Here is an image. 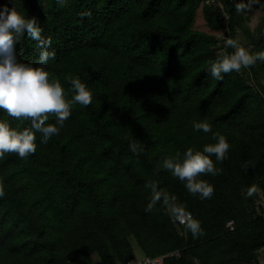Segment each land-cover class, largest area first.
Segmentation results:
<instances>
[{
    "label": "trees",
    "instance_id": "16d2710c",
    "mask_svg": "<svg viewBox=\"0 0 264 264\" xmlns=\"http://www.w3.org/2000/svg\"><path fill=\"white\" fill-rule=\"evenodd\" d=\"M202 1L14 0L52 41L56 58L43 65L50 79L70 100L65 77H79L92 102L73 104L47 144L37 133L27 159H0V264H131L133 242L141 258L165 256L163 264H261L264 61L222 80L209 69L224 46L220 33L241 36L252 54L264 51V0L251 6L263 11L253 28L250 11H236L240 0H221L226 20L220 7ZM4 4L11 8L13 0ZM199 8L211 32L194 27ZM16 51L19 61L37 65L36 42L25 36ZM0 119L30 127L3 110ZM194 121H207L230 145L222 162L211 157L222 172L201 177L214 186L204 200L162 167L170 155L215 143ZM130 142L142 149L138 162ZM150 180L177 196L202 236L174 224L159 204L144 210ZM253 185L258 193L246 197Z\"/></svg>",
    "mask_w": 264,
    "mask_h": 264
},
{
    "label": "clouds",
    "instance_id": "9594fccd",
    "mask_svg": "<svg viewBox=\"0 0 264 264\" xmlns=\"http://www.w3.org/2000/svg\"><path fill=\"white\" fill-rule=\"evenodd\" d=\"M58 3L63 5L65 0H58ZM253 4H259V0H240L236 3V11H250ZM25 36L36 42L39 50L37 65L18 60L17 45ZM51 45V39L42 35L36 17L25 16L18 11L14 0L11 8L7 4L0 7V110L13 120L30 121V127H13L8 120L0 119V159L5 154L27 159L37 150V133L41 135L40 143L47 144L60 133L71 115L73 104L87 107L92 102V92L79 77H65L71 85L70 100L61 82L50 79L43 65L56 58L55 51L50 50ZM229 48L233 49L230 53L227 51ZM257 60L264 61V51L252 54L238 39L229 36L224 40L223 49L217 52L215 61L211 62L209 72L214 79L222 80L224 74L249 69ZM50 117H54L55 122H49ZM192 124L195 131L212 133L215 143L206 144L202 151L189 147L182 157L179 152L175 156L170 155L163 160L162 167L183 182L190 194L198 195L202 200L210 199L214 186L201 177H215L222 172L211 157L215 156L216 161L222 162L227 158L230 145L224 135L212 131L207 121H194ZM129 150L137 156L138 162L142 151L140 145L130 142ZM243 167L247 168V163ZM145 187L151 190L150 200L144 209L146 212H152L159 204L172 222L182 225L193 238L204 234L200 221L187 211L183 203L178 202L177 196L159 189L157 183L151 180L146 182ZM257 193L255 185L246 189V197ZM3 196L4 189L0 187V197Z\"/></svg>",
    "mask_w": 264,
    "mask_h": 264
},
{
    "label": "rangeland",
    "instance_id": "374dc122",
    "mask_svg": "<svg viewBox=\"0 0 264 264\" xmlns=\"http://www.w3.org/2000/svg\"><path fill=\"white\" fill-rule=\"evenodd\" d=\"M262 12L263 11L261 8L249 12L250 17H251L250 22H249V26L251 28L254 27V25L256 24L257 20L259 19L260 15L262 14ZM194 27L199 29V30L211 32L204 23V19H203L202 14H201V8H199L197 11ZM239 37H241V36H239ZM239 37H238V39H239ZM133 245H134V249H135V260L133 262H131V264H136L137 260L142 257V252L135 242H133ZM258 258H259V262L261 264H264V248L259 251Z\"/></svg>",
    "mask_w": 264,
    "mask_h": 264
},
{
    "label": "built area",
    "instance_id": "2783aa9c",
    "mask_svg": "<svg viewBox=\"0 0 264 264\" xmlns=\"http://www.w3.org/2000/svg\"><path fill=\"white\" fill-rule=\"evenodd\" d=\"M203 4L206 5H212V6H218L222 9L220 12V15L224 16V20H226L227 15L223 11L221 0H203ZM220 37L222 40H225L227 38L225 33H220ZM232 222H229L228 225H230ZM171 255V254H169ZM165 256H157V257H143L137 261L136 264H163Z\"/></svg>",
    "mask_w": 264,
    "mask_h": 264
}]
</instances>
